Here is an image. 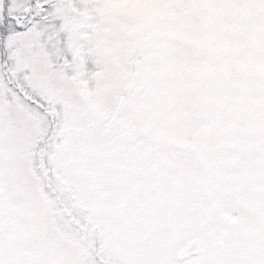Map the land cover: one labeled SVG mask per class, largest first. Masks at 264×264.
I'll return each instance as SVG.
<instances>
[{
  "label": "rangeland",
  "instance_id": "rangeland-1",
  "mask_svg": "<svg viewBox=\"0 0 264 264\" xmlns=\"http://www.w3.org/2000/svg\"><path fill=\"white\" fill-rule=\"evenodd\" d=\"M58 4V163L41 198L0 152V264H264V0Z\"/></svg>",
  "mask_w": 264,
  "mask_h": 264
},
{
  "label": "snow or ice",
  "instance_id": "snow-or-ice-1",
  "mask_svg": "<svg viewBox=\"0 0 264 264\" xmlns=\"http://www.w3.org/2000/svg\"><path fill=\"white\" fill-rule=\"evenodd\" d=\"M61 23L58 0H0V152L7 151L13 175L41 198L59 156L49 139L62 99L47 39ZM53 186L59 187L55 180L48 183Z\"/></svg>",
  "mask_w": 264,
  "mask_h": 264
},
{
  "label": "water",
  "instance_id": "water-1",
  "mask_svg": "<svg viewBox=\"0 0 264 264\" xmlns=\"http://www.w3.org/2000/svg\"><path fill=\"white\" fill-rule=\"evenodd\" d=\"M202 249V242L200 240H195L191 245H189L186 249L182 250L179 255L178 259L180 261L189 259L193 256H198Z\"/></svg>",
  "mask_w": 264,
  "mask_h": 264
},
{
  "label": "trees",
  "instance_id": "trees-1",
  "mask_svg": "<svg viewBox=\"0 0 264 264\" xmlns=\"http://www.w3.org/2000/svg\"><path fill=\"white\" fill-rule=\"evenodd\" d=\"M52 126H53V128L55 127V117H53Z\"/></svg>",
  "mask_w": 264,
  "mask_h": 264
},
{
  "label": "flooded vegetation",
  "instance_id": "flooded-vegetation-1",
  "mask_svg": "<svg viewBox=\"0 0 264 264\" xmlns=\"http://www.w3.org/2000/svg\"><path fill=\"white\" fill-rule=\"evenodd\" d=\"M187 260V259H186Z\"/></svg>",
  "mask_w": 264,
  "mask_h": 264
}]
</instances>
